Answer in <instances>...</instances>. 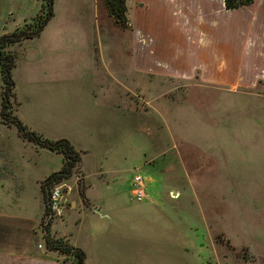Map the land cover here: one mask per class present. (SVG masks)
Wrapping results in <instances>:
<instances>
[{"label": "rangeland", "instance_id": "374dc122", "mask_svg": "<svg viewBox=\"0 0 264 264\" xmlns=\"http://www.w3.org/2000/svg\"><path fill=\"white\" fill-rule=\"evenodd\" d=\"M10 1L6 0L11 11L7 27L23 23L25 16L23 8L10 6ZM40 1L43 5L30 20L31 28L23 25L6 35L32 30L45 21L49 3ZM197 1L191 11L180 5L178 10L166 8L170 14L164 12L172 17L166 21H175L177 29L173 30L182 41L194 36L210 38L199 29L210 13L204 11L205 0ZM212 1L214 7L215 3L225 6L222 0ZM144 2L125 0L126 17L132 24L128 26L116 22L105 0H53V15L48 21L56 15L59 21L45 33L51 42L57 34L61 37L58 53H53L63 52L69 69L77 55L86 71L96 68L114 74L101 76L107 83L94 91L84 84L92 81L91 76L83 79L84 87L75 84L77 79L62 84L55 78L51 83L40 77L35 85L22 86L26 98L20 109L14 70L21 61L16 47L21 49L27 39L6 48L15 53L16 60L11 89L0 72V117L6 127L4 134L0 132V164L10 160L23 172L22 153L29 144L35 150H30L34 156L26 169L31 173L27 189L0 183V264H17L21 257L34 255L29 245L34 230L39 232L33 237L40 251H53L57 264H73L65 253L48 249L45 230L51 237L67 240L51 233L52 222L59 224L70 206L76 207L73 200L84 199L80 190L82 183L86 189L87 179L82 166L93 171L99 163L106 174L92 196L104 201L137 202L131 194L132 179L136 174L144 177L147 199L136 204L144 203L145 264H264V81L238 86L234 75L210 81L201 77L199 69L189 77L175 76L167 68L166 73L154 74L146 59L152 58L157 38L154 30L147 28L154 25H144V20L148 21L146 10L155 7ZM221 8H214L213 16L234 25L252 13L246 9L227 13ZM194 12L198 24L193 26L189 13ZM154 13L157 16L158 11ZM211 24L213 28L220 26L216 18ZM169 31L173 42L174 33ZM140 51H144V73H137L140 67L134 63ZM231 67L232 73L239 71L237 59L232 60ZM253 71L239 79L252 82ZM123 81L125 87L115 84ZM104 102L111 106L121 103L123 113L131 104L132 114L121 116V121L119 117L113 119L104 114L108 111L101 106ZM14 116L45 138H67L89 148L77 150L80 159L68 177L48 182L50 194L61 187L65 195L59 211L47 206L45 180L63 169L64 155L28 140L12 121ZM4 143H11L17 157L3 155ZM48 197L51 200V195ZM50 212L53 219L47 225ZM75 216L82 223L73 225V230L80 241H86L95 225L80 209ZM126 217L130 218L128 214Z\"/></svg>", "mask_w": 264, "mask_h": 264}, {"label": "crops", "instance_id": "0c3cea01", "mask_svg": "<svg viewBox=\"0 0 264 264\" xmlns=\"http://www.w3.org/2000/svg\"><path fill=\"white\" fill-rule=\"evenodd\" d=\"M222 1V5L224 6V0ZM143 2L148 4V6L155 7V10H146L148 21L145 22L144 20V25H154L147 28L154 30L153 35L157 38L156 45L154 46L155 51H153L154 53L151 55L152 58L146 59V61H150L148 62V67L152 68L151 71L153 70L154 74L161 75L166 73L167 68L171 70L172 74L175 76L189 77L194 71L198 72L197 69H199L201 77L209 78L208 80L210 81L214 80L219 82L221 81L220 77L225 75L237 76L235 82L238 86L252 83L254 85L260 79L264 81V0H254L251 4L234 10H229L225 6V8H221V5L217 3H215L214 7V2L212 0H205L204 11L208 10L210 18H204L206 19L204 20L205 23L201 21L202 23H200L199 29L202 33H205V35H210V38L206 36L205 39L199 40L194 36L188 39V41H182L181 37L177 36V30L176 32L173 30L177 29L175 21H166L168 18L172 21V17L171 15H164V12L170 14L166 8L170 7L171 10H178L180 5H183L182 8L184 10L191 11V9L196 7L198 3L197 0H143ZM41 4L42 2L40 0H11L9 5L17 9L23 8L21 11H24L25 16L22 21L23 23L7 27L8 24H6V21L9 20L11 11H9L10 9L6 4V0H0V26L2 27V29H0V37L12 33L26 23H29L32 17L40 10ZM67 6H69V4ZM216 7L218 10L221 8L227 13L245 9L252 11V13L249 12L243 15L244 17L238 20L235 25L231 23H222V21H220L221 19L213 16V10ZM252 7H254L253 10ZM156 11H158L157 16H155L154 13ZM189 14H191L193 26L198 24L195 21L196 13ZM57 16L58 15L54 16L46 23L40 35L24 40L21 49H19L20 46L18 49L16 47L19 54V61H21L20 67L18 63V67L16 66L17 68L14 70V76L18 78L16 81L20 91L19 98L22 101L20 109H22L23 101H25L26 98L24 93H22V86L29 84L35 85L40 77H45V80L49 82L52 80L51 83L53 82V78H55L57 79L56 82H61L62 84H67L68 81L77 79L75 84L84 87L83 79L85 76H91L92 81H84V84L94 91V89H98L102 83H107L100 79L101 76L114 75L110 72V74L105 72L102 73L96 68L87 69L89 71H86L82 59L77 55H74L72 59V69L67 68V60L62 57L63 52H60V55L53 53H58L59 45H61L60 35L57 34L52 40L53 42L45 38V33L49 32L52 26L59 21H56ZM215 18L220 22L218 28H213L211 24V21ZM60 25L62 26L64 24ZM169 28L171 31L173 30L172 32L174 33L173 42L170 38V31L169 33L167 32ZM194 34L196 35L197 33L194 32ZM40 41H42V43H40ZM140 43H144L142 39ZM47 53L49 54L47 55ZM234 58L237 59L239 71L232 73L231 66ZM144 61V51L136 52L134 63L137 67H140L137 68V70L139 69L136 71L137 73H144ZM164 62L169 63L164 65ZM42 63H44L43 66L41 65ZM245 67L247 68L246 72H244ZM251 69H255L252 73L253 78L249 77L250 79L252 78V82H247V79H239L250 76L251 73L248 75V71ZM227 70H230L231 73ZM41 71H44V75H41ZM261 80L259 82H262ZM0 82H2L1 76ZM123 82L114 83L125 87L126 81ZM223 82L226 83L225 81ZM128 90L131 91L130 88ZM104 103L105 104L101 106H105V108L108 109L106 113L104 111V114L110 115L113 119L119 117L121 121V116L127 117L128 114H132L131 104L128 105L130 110L123 113L121 111V103L116 106H111L107 102ZM98 108L101 107L98 106ZM21 111L22 110H19L21 115L20 119L24 120ZM1 119L0 117V132L4 134L6 127ZM1 141H3V139L0 138V142ZM71 142L78 151L81 149H89L88 147L80 146V144L73 140H71ZM3 145L5 152L3 155H6V158L9 156L17 157L18 151L11 147V143H4ZM33 149L34 146L31 147L29 144L27 151L22 153L23 172L20 171L19 165H11L10 160L0 164L1 185L6 186L8 182L12 188L17 190L27 189V181L31 177V173H28L26 169L30 166L28 163L31 156H34L33 152L35 149ZM88 153L89 152L86 154ZM82 168L86 174L87 184L85 189L82 183L80 192L83 190L86 196L83 200L81 197L73 200L72 203H76V207L73 205L70 206L65 212L64 217L60 219L59 224L52 222L51 233L53 235L57 233L56 237H64L74 246L84 249L86 252L85 264H145L144 217H142V215H144V203L141 205L136 204L137 202H133L135 204L132 202L130 204H125V202L120 199L109 202L108 200L104 201L96 196H92L93 190L97 188V185L102 183L101 179L106 174L105 168L101 163H99V166L93 171H86L83 166ZM35 182H37L36 179ZM77 209H80L92 220V226L95 225L93 229L91 228L88 232L89 237L86 241H80L78 234L75 233L76 231L73 230L72 227L73 225L79 226V224L82 223L81 220L78 222L75 216V211ZM126 214L129 215V219L126 217ZM59 227H61L60 231L58 229ZM32 232V241L29 245H32L33 251L31 252H33L32 254L34 255L30 257H21L18 259L17 264H57L55 259L57 257L56 255L54 256L53 251L45 253L42 252V249L40 251L38 246L36 247V241H34L35 237L33 236H39V232L35 230ZM46 232L45 230V233ZM175 261L179 262L178 258L175 259Z\"/></svg>", "mask_w": 264, "mask_h": 264}, {"label": "trees", "instance_id": "16d2710c", "mask_svg": "<svg viewBox=\"0 0 264 264\" xmlns=\"http://www.w3.org/2000/svg\"><path fill=\"white\" fill-rule=\"evenodd\" d=\"M253 1L254 0H224V5L227 9L234 10L245 5H249ZM121 2L124 4V11L126 12L125 0H121ZM48 3H49V11H48L49 15L47 16L45 21L39 23L38 25L35 24V28L32 30H19L18 32H15L10 35H3L0 38V72L3 74L6 84H8V89H11V87L14 85V80L12 78V69L15 66L16 56L15 53L13 54L7 51L6 48L25 38L26 39L34 38L41 33L43 27L46 24L45 22L48 21L53 15V0H48ZM108 7L110 8L109 5ZM110 12L112 14L111 10ZM125 17H126V13H125ZM128 23L130 26H132L130 21H128ZM29 24L30 22L26 23L24 27H26V29L31 28ZM12 118H13L12 121L18 125L20 131L25 137L28 138V140L33 141L34 143L42 147L48 148L58 153H62L64 155L65 164H66L63 167L64 170L62 169L61 171L55 172L52 175H50V180H51L50 182L52 181L60 182L64 178L68 177L71 174L73 167L80 159V155L76 151L71 141L67 138H59V139L45 138L43 137L42 134L29 129L25 124H23V122L18 117L14 116ZM81 194L83 197H85L83 190L81 191ZM49 224H50V220L47 223V225ZM46 229H48V227ZM47 234L48 235L46 237V245L48 249L59 250L60 252L65 253L66 255L72 258L73 264H85L86 252L82 248L74 246L68 240L51 237L49 235V230Z\"/></svg>", "mask_w": 264, "mask_h": 264}, {"label": "built area", "instance_id": "2783aa9c", "mask_svg": "<svg viewBox=\"0 0 264 264\" xmlns=\"http://www.w3.org/2000/svg\"><path fill=\"white\" fill-rule=\"evenodd\" d=\"M131 194L135 201L144 202L147 199L146 185L144 177L136 174L131 183ZM50 206L53 211H59L64 203V193L61 187L55 188L51 192Z\"/></svg>", "mask_w": 264, "mask_h": 264}, {"label": "flooded vegetation", "instance_id": "af4514ba", "mask_svg": "<svg viewBox=\"0 0 264 264\" xmlns=\"http://www.w3.org/2000/svg\"><path fill=\"white\" fill-rule=\"evenodd\" d=\"M105 2L110 6V10L112 11V15L114 16L116 22L118 21L120 23L121 22H125L128 26L129 23H128V20H127V17H125V11H124V4L121 2V0H105ZM43 5V4H42ZM127 20V21H126ZM47 23V21L45 22ZM46 25V24H45ZM77 151V150H76ZM79 152V151H78ZM46 181V180H45ZM50 177L47 179V183H46V188L48 190V194H47V206L50 205V199L48 196H50V188L48 187V182H50ZM53 219V214L52 212H50V216L47 220L46 223L49 222L50 220V223ZM48 230V229H47ZM48 233V231H47Z\"/></svg>", "mask_w": 264, "mask_h": 264}, {"label": "water", "instance_id": "95a60500", "mask_svg": "<svg viewBox=\"0 0 264 264\" xmlns=\"http://www.w3.org/2000/svg\"><path fill=\"white\" fill-rule=\"evenodd\" d=\"M45 183H47V180L45 181Z\"/></svg>", "mask_w": 264, "mask_h": 264}]
</instances>
